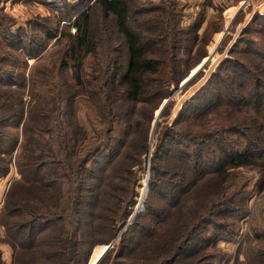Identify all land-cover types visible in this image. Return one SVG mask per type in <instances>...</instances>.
I'll use <instances>...</instances> for the list:
<instances>
[{"label": "trees", "instance_id": "obj_1", "mask_svg": "<svg viewBox=\"0 0 264 264\" xmlns=\"http://www.w3.org/2000/svg\"><path fill=\"white\" fill-rule=\"evenodd\" d=\"M93 1L122 43L102 66L99 59L90 76L85 62L100 56L101 25L88 9L63 15L59 25L75 21L61 32L45 30L43 42L64 45L58 61L50 68L38 65L28 78V61L41 59L46 43L36 46L28 35L27 44V34L24 41L20 34L3 33L11 50L25 58L21 71L6 67L9 58L0 60V179L12 167L20 174L0 212L14 264H89L95 247L114 242L134 205L137 171L149 153L155 112L171 95L172 84L179 88L188 77L181 66L204 42L205 9L183 27L181 1L167 0L172 9L159 10L170 17L149 27L151 35L143 37L132 30L131 14L150 11H133L131 0ZM242 32L229 58L187 100L177 121L158 133L146 209L121 238L124 251L118 258L125 264H131L129 253L138 260L134 264H167L168 254L173 258L186 252L190 263L197 264L199 249L193 246L201 244V250L210 242L204 233L223 228L221 221L232 216L227 206L234 203L200 198L201 185L224 183L232 169L250 167L261 174L258 191L264 192V14ZM179 41H191L186 59L177 54ZM163 50L172 52L169 59ZM82 95L95 104L104 123L94 136L78 120ZM166 225L178 233L169 229L174 235L163 245L169 235ZM258 264H264V254Z\"/></svg>", "mask_w": 264, "mask_h": 264}, {"label": "rangeland", "instance_id": "obj_2", "mask_svg": "<svg viewBox=\"0 0 264 264\" xmlns=\"http://www.w3.org/2000/svg\"><path fill=\"white\" fill-rule=\"evenodd\" d=\"M131 1L134 3L133 11H135L136 8L150 11L147 14L138 16L131 14L132 19L130 24L132 30L143 37L151 35L149 27H153V25L161 26L166 23L167 17H170L167 12H160L159 10L162 7L169 10L172 9L170 7L171 3L169 4L167 0ZM240 1L244 2V7L236 14H233L232 11L230 13L227 12V7L225 4H222V13H220V7L218 11H215V13L211 15V18L208 19L204 28L200 31L202 35H204L203 32H205L203 44L195 49L196 52L191 56L188 64H183L181 66L182 72L187 74H191L193 71V73H195L196 70H198L196 75L191 77L184 86H182L184 83V81H182L179 88H177L175 84H172L170 89L171 95L164 100V104L155 112V120L151 126L148 142V152L150 150L151 158L148 160L149 153L143 157V165L137 171V180L135 183L136 197L133 200V208L130 210L131 213L128 220L126 222H120L117 234L121 229H123V231L117 241L114 244L112 243L113 245L111 244L112 247H110L102 257L101 260L106 258L104 264L127 263L124 258H118L121 252L124 251L119 249L120 242L122 235L135 221L136 215L140 212H144L146 209L145 201L149 194L148 184L151 173V161L154 150L158 144V133L165 125L170 126L177 121L178 115L187 100L194 96L197 91L205 85L219 67L218 65L223 60L229 58L232 47L238 39L242 37V31L245 27L256 15L264 14V7L261 9L259 8V4H261L258 2L259 0H251L250 2L254 1L252 4H250V2L248 3V1ZM261 2H263V0H261ZM182 8L183 7H181V10ZM87 9L90 14L95 13L98 16L101 25L98 34L101 36L100 56L98 59L96 57H89L85 62L90 76L92 67L98 64L99 59H101L99 65L102 66V64L105 63L104 61L109 58L108 55H111V58L117 55L118 51L116 50L118 49L119 42H121L119 37L117 38V36H114L112 24L106 26L104 19L101 17L99 8L93 0H0V60L9 58L6 65L9 69L13 68L21 71L24 68L25 58L23 54L11 50L8 44L10 40L7 41L6 38L3 37L4 31L8 30L9 33L23 36L22 38L24 41L26 40V34L27 37L29 35L35 38V40H37L36 46L43 47L46 43L45 51L42 53L41 59L31 58L28 61V68L26 69L27 78L31 72L35 71L38 65L50 68L53 63L58 61V53L62 50L64 43L62 42V44H59L60 42L57 40H46L43 42L45 30L50 28L61 32L67 25H71L75 21L73 19L74 21L72 22H62L61 25H59V21L63 15L72 17L75 16L77 11ZM254 9L256 10L255 12L253 11ZM257 10L259 12H257ZM199 12L198 10L195 14L185 13L182 18L183 27L193 24ZM173 16L175 15L171 17ZM173 18L176 21L178 20L176 17ZM92 19H95V17ZM156 21H158V23H155ZM170 23H172V21ZM70 29L71 33L76 32L72 26ZM218 36H221L220 40H216ZM175 37H180V39L186 38L184 35ZM176 38L174 40H176ZM171 40L172 38L168 39L169 42ZM25 42L27 44L29 43V37ZM176 45L179 46L176 50L178 52L177 54L186 59V51L184 50L191 45V41L183 43L179 41ZM163 51L162 54H164L165 58L169 59L170 53L172 52ZM123 54L124 52L122 55ZM206 55L207 58H210L209 61L202 66V69H197L198 63ZM168 70L170 69H167V71ZM29 99L30 98L26 95V100L29 101ZM166 104L168 105L164 108ZM163 108L164 110H162ZM78 120H80L81 124L93 136L97 131H101L104 128V123L99 117L98 109L88 96L85 95L80 96L78 100ZM10 172L9 176L0 179V212L4 207L3 205L11 185L15 180L20 179V174L17 172L16 167H12ZM229 173V177H227L224 183H218L216 180L207 183V185H201V188L198 190L200 198L201 196H203V198L215 196L218 197L217 199L224 200L225 202H227L225 199H231L234 203L227 206V211L231 212L230 215H232L231 217L233 218L228 215V219L221 221V224L224 226L223 228H219V230L217 229V232L215 230L212 232L213 229H210L211 231L204 233V235L206 234L210 237V242L208 240L207 243H203L202 245L204 246L201 250V244L196 245V247L193 246L195 249H199V253L197 254L199 261L197 264H258L260 256L264 254V192L258 191V182L261 178V174L257 169L250 167L232 169ZM243 194H247V199L244 198ZM237 212H239V216H237ZM165 229V234L168 232L169 235L166 240H163V245H166V241L172 238L174 234L178 233V229L173 226L167 228L166 225ZM169 229L170 231H175L173 235L171 234L172 232H169ZM212 236L213 239H211ZM5 238V230L0 225V264H14V251ZM106 247L108 246L104 244L95 247L89 264L96 259L100 252L102 254V251ZM134 247L136 246L134 245ZM187 253L188 252H186V255L184 254V256L181 255L179 257L175 254L173 258L168 254V257H166L167 264H191L189 260L191 257L188 259ZM129 255V257L126 256L128 257V261H130L128 263L134 264V262L138 261L135 260L136 257L133 258L131 253H129ZM100 263L101 261L99 264Z\"/></svg>", "mask_w": 264, "mask_h": 264}, {"label": "crops", "instance_id": "obj_3", "mask_svg": "<svg viewBox=\"0 0 264 264\" xmlns=\"http://www.w3.org/2000/svg\"><path fill=\"white\" fill-rule=\"evenodd\" d=\"M179 1H181L185 13L195 14L198 10L201 11L202 9H205L207 20L211 18V15L214 14L215 11H217L215 9L216 8L215 6L221 7L222 4H225V6L228 9L227 12L232 11L233 14H236L240 9L244 7L243 1H240V3H238L239 5H237L236 3L233 2V0H179ZM244 1H248L249 3L251 0H244ZM253 2L254 1L250 2V4H252ZM258 2L261 3L259 4V8L260 9L263 8L264 0L263 2H261V0H259ZM253 11L255 12L256 10L254 9ZM257 12L259 11L257 10Z\"/></svg>", "mask_w": 264, "mask_h": 264}, {"label": "water", "instance_id": "obj_4", "mask_svg": "<svg viewBox=\"0 0 264 264\" xmlns=\"http://www.w3.org/2000/svg\"><path fill=\"white\" fill-rule=\"evenodd\" d=\"M209 59L210 58H205L198 66H197V69H202V66L203 65H205V63L207 62V61H209ZM197 71L198 70H196V72L195 73H191L190 75H189V77L188 78H186L185 80H184V83H183V85L182 86H184L185 85V83L186 82H188V80L191 78V77H193L194 75H196V73H197ZM168 104H166L165 106H164V108L167 106ZM164 108L162 109V110H164ZM151 158V152H150V150H149V154H148V160ZM122 231H123V229H121L119 232H118V234H117V238H116V240L113 242V244L117 241V239L120 237V235H121V233H122ZM112 244V245H113ZM112 245H109L108 247H106L103 251H102V254H101V256L96 260V262L94 263V264H99V262L101 261V259H102V257L106 254V252H107V250L110 248V247H112Z\"/></svg>", "mask_w": 264, "mask_h": 264}]
</instances>
